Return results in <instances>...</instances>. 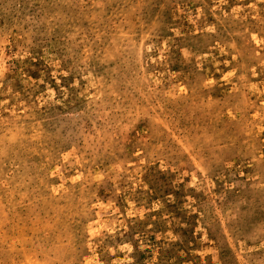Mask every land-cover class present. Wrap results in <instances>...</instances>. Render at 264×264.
<instances>
[{
  "label": "rangeland",
  "instance_id": "374dc122",
  "mask_svg": "<svg viewBox=\"0 0 264 264\" xmlns=\"http://www.w3.org/2000/svg\"><path fill=\"white\" fill-rule=\"evenodd\" d=\"M0 264H264V0H0Z\"/></svg>",
  "mask_w": 264,
  "mask_h": 264
}]
</instances>
